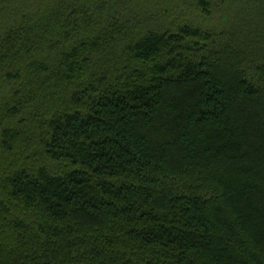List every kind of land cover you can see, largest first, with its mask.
<instances>
[{"label":"trees","instance_id":"16d2710c","mask_svg":"<svg viewBox=\"0 0 264 264\" xmlns=\"http://www.w3.org/2000/svg\"><path fill=\"white\" fill-rule=\"evenodd\" d=\"M0 264H264V0H0Z\"/></svg>","mask_w":264,"mask_h":264}]
</instances>
